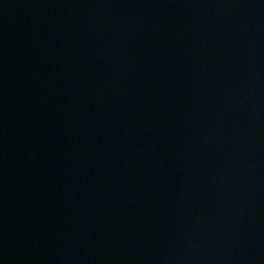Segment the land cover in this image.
Returning <instances> with one entry per match:
<instances>
[{
	"label": "water",
	"instance_id": "obj_1",
	"mask_svg": "<svg viewBox=\"0 0 264 264\" xmlns=\"http://www.w3.org/2000/svg\"><path fill=\"white\" fill-rule=\"evenodd\" d=\"M0 264H264V0H0Z\"/></svg>",
	"mask_w": 264,
	"mask_h": 264
}]
</instances>
